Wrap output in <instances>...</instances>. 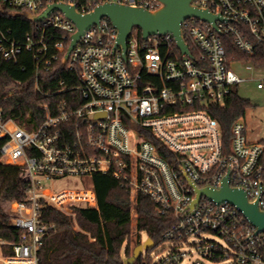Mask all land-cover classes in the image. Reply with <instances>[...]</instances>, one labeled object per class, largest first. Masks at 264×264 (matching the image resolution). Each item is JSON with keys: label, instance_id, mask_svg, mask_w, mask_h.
<instances>
[{"label": "built area", "instance_id": "1", "mask_svg": "<svg viewBox=\"0 0 264 264\" xmlns=\"http://www.w3.org/2000/svg\"><path fill=\"white\" fill-rule=\"evenodd\" d=\"M5 1L30 16L53 3L74 5L82 15L106 2L161 6L157 0ZM192 4L219 18L213 23L191 16L182 23L189 53L181 51L172 33L142 43L132 33L124 56L121 48L114 51L116 27L103 17L84 31L65 62L78 28L60 9L34 21L36 30L24 45L0 40L4 59L17 60L24 48L35 52L38 65L62 57L81 82L55 111L44 105L45 117L35 126L6 117L0 97L1 160L24 167L28 177L25 199L12 204L11 223L21 234L14 242L0 238V264H40V249L56 226L42 218V208L76 220V208L97 206L94 183L80 189L45 183L95 173H111L128 184L134 201L138 194L148 196L157 212L174 219L163 234L164 246L156 250L154 244L131 264L137 259L138 264H264V231L257 232L237 206L204 194L191 206L195 188L219 189L228 177L230 186L244 189L264 210V141L247 139L242 117L226 141L211 115L246 81L236 62L251 73L264 71V0ZM255 74L251 79L264 89V76Z\"/></svg>", "mask_w": 264, "mask_h": 264}, {"label": "trees", "instance_id": "2", "mask_svg": "<svg viewBox=\"0 0 264 264\" xmlns=\"http://www.w3.org/2000/svg\"><path fill=\"white\" fill-rule=\"evenodd\" d=\"M35 30L36 23L25 10L0 0L2 42L24 45L26 35ZM134 31L142 43L141 30ZM223 38L230 43V49L235 48L227 35ZM34 53L24 48L14 61L4 59L0 52V97L4 115L27 126L39 124L45 117L44 105L55 111L60 102L77 92L74 88L81 83L77 69L65 64L62 57L50 66H43L37 64ZM249 106V100L240 96L235 87L226 104L215 106L211 111L219 121L226 141L231 136L233 123L245 115ZM92 179L97 206L75 209L80 229L75 228L70 215L51 207L42 208V218L56 226L40 249V264H124L122 249L125 242L124 253L129 258L132 233L129 186L111 173H95ZM27 189L25 168L3 162L0 152V238L8 242L19 240L21 231L11 223L14 214L11 206L25 199ZM135 208L138 232L144 231L156 245L162 243L163 234L174 219L157 212L153 200L142 194L137 195ZM4 253L9 254L10 250L5 248Z\"/></svg>", "mask_w": 264, "mask_h": 264}, {"label": "water", "instance_id": "3", "mask_svg": "<svg viewBox=\"0 0 264 264\" xmlns=\"http://www.w3.org/2000/svg\"><path fill=\"white\" fill-rule=\"evenodd\" d=\"M161 3L156 9H148L143 6H132L118 2H106L98 5L92 12L85 15L80 14L74 5L65 3H53L49 5L41 14L32 15L33 21H40L56 9L62 10L66 16L77 26L78 30L73 35V40L64 61L67 62L69 53L76 45L77 41L86 29L92 25L98 24L103 17L110 19L118 31L117 41L114 51L121 48L125 56L128 48V39L137 28L141 30L142 39L147 40L153 35H163L172 33L177 46L183 53H189L188 44L183 36L182 23L189 17L195 16L203 20L215 22L218 15L213 14L208 9H201L192 4L193 0H157ZM197 198L195 202L206 195L210 199L221 203L229 202L237 206L248 220L257 227V232L264 231V210L258 204V201H250L247 192L242 188L230 186L228 177L219 189L195 188ZM154 241L147 238L142 244L137 245L132 256L126 259V263L131 264L136 258L140 257L144 249L152 248Z\"/></svg>", "mask_w": 264, "mask_h": 264}, {"label": "rangeland", "instance_id": "4", "mask_svg": "<svg viewBox=\"0 0 264 264\" xmlns=\"http://www.w3.org/2000/svg\"><path fill=\"white\" fill-rule=\"evenodd\" d=\"M135 33V31H134ZM234 68L237 70V72L244 78H246V81L241 83L238 86V92L240 96L243 98H246L250 102V106L247 108L245 115L242 117L243 122L246 126V136L247 139L251 142H262L264 141V89H258L256 87V81L251 79V76H253L254 73H256V76H264V71L259 70L258 72H249L244 68V64L240 62H236L234 64ZM46 187H61L66 189H80V188H88L92 187L93 185V179L92 178H85V179H79V178H67L63 181L51 183L46 182ZM132 214H131V241H129L130 247H131V254L132 256L134 248L142 244L148 236L144 231L138 232L137 230V213L135 208V201L132 199ZM6 208V206H4ZM12 207V206H11ZM74 220V219H73ZM75 228L80 229L78 223L76 220H74ZM151 238V237H150ZM126 246V242L124 243L123 249H122V256L123 260L125 261L127 258L124 254V249ZM164 246V244L160 243L156 250H159ZM146 250H143V254H146ZM151 255L156 256L155 251L151 252ZM139 260H137V264Z\"/></svg>", "mask_w": 264, "mask_h": 264}]
</instances>
